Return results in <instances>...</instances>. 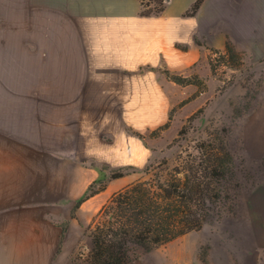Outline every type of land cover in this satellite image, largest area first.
<instances>
[{
    "label": "crops",
    "instance_id": "crops-1",
    "mask_svg": "<svg viewBox=\"0 0 264 264\" xmlns=\"http://www.w3.org/2000/svg\"><path fill=\"white\" fill-rule=\"evenodd\" d=\"M195 1L166 0L160 15L145 17L138 0H0V264H77L82 231L62 208L100 175L93 163L112 169L147 156L134 132L168 119L160 68L186 72L223 48L226 34L264 51V0H243L240 12L237 0H201L188 14ZM46 155L60 168L48 188L34 166ZM167 248L128 264H193L191 246Z\"/></svg>",
    "mask_w": 264,
    "mask_h": 264
},
{
    "label": "rangeland",
    "instance_id": "rangeland-1",
    "mask_svg": "<svg viewBox=\"0 0 264 264\" xmlns=\"http://www.w3.org/2000/svg\"><path fill=\"white\" fill-rule=\"evenodd\" d=\"M223 5L228 7L229 3ZM235 6L240 12L243 0H237ZM226 43L235 49L236 57L223 56L225 45L221 49L210 48L207 57L181 73L191 79L189 84L168 83L170 80L160 71L166 85L163 86L165 96L160 108L164 109L168 119L150 130L135 131L144 135L140 140L142 150L144 147L148 149L147 156L142 154L139 165L122 167H126V175L134 182L148 177L144 167L150 163L165 161V173L189 160L187 153L203 140L227 145L233 156L239 184L234 193V211L160 247L179 251L191 246L193 264H264V51L250 49L252 44L246 43L240 36L232 38L226 34ZM31 85L29 89H32ZM12 89H22V84L15 81V77ZM47 110L46 118L48 112L51 113ZM152 130L156 132L151 134ZM92 165L103 169L97 178H103L111 170L104 164ZM34 166L46 173L45 178L40 180L46 188L52 187L51 184L58 180L55 177L60 168L47 155ZM87 170L88 162L81 163L78 171L86 174ZM87 181L88 176L85 175L83 182ZM87 188L71 200L69 209L62 208L61 212V218L64 214L72 217L73 213L72 218L78 220L76 229L82 231L74 250L77 264H87L88 226L111 195L110 190L101 193V201L93 206H90L92 201L85 202L83 206L88 205V210L81 213L80 205L78 208L75 205Z\"/></svg>",
    "mask_w": 264,
    "mask_h": 264
},
{
    "label": "trees",
    "instance_id": "trees-1",
    "mask_svg": "<svg viewBox=\"0 0 264 264\" xmlns=\"http://www.w3.org/2000/svg\"><path fill=\"white\" fill-rule=\"evenodd\" d=\"M138 1L140 15L145 17L160 15L166 5V0ZM200 2L196 0L187 13L194 14ZM223 56L236 57L230 43L225 44ZM159 70L175 84L192 82L188 76L166 67ZM155 132L152 130L150 133ZM135 134L140 139L144 137L139 132ZM192 149L187 153L190 159L184 163L165 173V161L150 163L144 167L147 178L131 182L111 193L88 226L90 248L87 264H128L234 211V195L239 184L233 156L227 145L208 139ZM126 174V167H119L111 169L103 178L95 179L76 201L75 208L105 190L110 180Z\"/></svg>",
    "mask_w": 264,
    "mask_h": 264
}]
</instances>
